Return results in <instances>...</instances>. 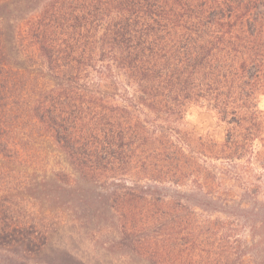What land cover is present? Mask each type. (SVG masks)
<instances>
[{"label":"trees","instance_id":"1","mask_svg":"<svg viewBox=\"0 0 264 264\" xmlns=\"http://www.w3.org/2000/svg\"><path fill=\"white\" fill-rule=\"evenodd\" d=\"M263 95L264 0H0V247L264 264Z\"/></svg>","mask_w":264,"mask_h":264},{"label":"rangeland","instance_id":"2","mask_svg":"<svg viewBox=\"0 0 264 264\" xmlns=\"http://www.w3.org/2000/svg\"><path fill=\"white\" fill-rule=\"evenodd\" d=\"M259 110L264 113V95ZM189 125L199 133L208 132L223 139L224 132L217 128L208 113L193 110L187 117ZM97 229H95L96 231ZM244 238H249L245 232ZM0 264H146L119 239L110 233L78 232L67 228L50 237V243L39 254H29L22 246L0 247Z\"/></svg>","mask_w":264,"mask_h":264}]
</instances>
